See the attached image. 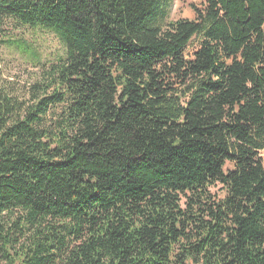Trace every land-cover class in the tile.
<instances>
[{
  "label": "trees",
  "instance_id": "16d2710c",
  "mask_svg": "<svg viewBox=\"0 0 264 264\" xmlns=\"http://www.w3.org/2000/svg\"><path fill=\"white\" fill-rule=\"evenodd\" d=\"M168 6L0 0V45L64 48L24 90L0 64V264H264V0Z\"/></svg>",
  "mask_w": 264,
  "mask_h": 264
},
{
  "label": "rangeland",
  "instance_id": "374dc122",
  "mask_svg": "<svg viewBox=\"0 0 264 264\" xmlns=\"http://www.w3.org/2000/svg\"><path fill=\"white\" fill-rule=\"evenodd\" d=\"M168 21L177 19H194L196 9L204 6V0H168ZM6 32L12 38H20L19 47L15 45H0V64L3 78L11 81L15 87L22 90L42 74L41 65L55 61L63 53V43L59 37L51 31L44 29H32L17 25L7 26ZM196 45L193 39L185 50V55L191 56ZM52 89H49L51 92ZM60 107H52L47 117L48 123L56 119ZM55 113V114H54ZM225 167L231 168L226 163ZM213 196L219 198L224 193L220 184H214L209 188Z\"/></svg>",
  "mask_w": 264,
  "mask_h": 264
}]
</instances>
